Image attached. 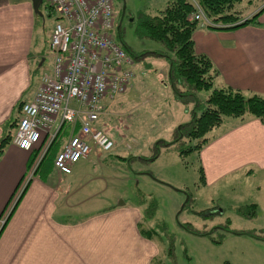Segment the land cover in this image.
Here are the masks:
<instances>
[{
	"label": "crops",
	"instance_id": "1",
	"mask_svg": "<svg viewBox=\"0 0 264 264\" xmlns=\"http://www.w3.org/2000/svg\"><path fill=\"white\" fill-rule=\"evenodd\" d=\"M38 16L32 0H0V264H160V236L145 231L156 225V217L144 222L141 203L122 202L120 194L119 204L79 215L75 208L83 199L75 181L52 166L25 184L33 151L2 142L6 136L13 140L22 104L35 96L43 75L52 70V60L46 64L52 30L45 39ZM194 40L196 51L206 54L218 71L216 87L264 97V10L254 22L233 29L202 25ZM216 128L200 153L203 184L254 171L264 177V120L250 114L228 117Z\"/></svg>",
	"mask_w": 264,
	"mask_h": 264
},
{
	"label": "rangeland",
	"instance_id": "2",
	"mask_svg": "<svg viewBox=\"0 0 264 264\" xmlns=\"http://www.w3.org/2000/svg\"><path fill=\"white\" fill-rule=\"evenodd\" d=\"M166 1L125 0L124 10V0H115V27L119 25L122 41L118 40L128 48L136 75L123 94L105 103L100 123L114 139V149L110 153L93 150L90 159H81L67 175L75 181L77 196L83 199L75 210L82 215L108 208L120 203L116 202L120 194L121 201L129 204H139L141 197H154L164 264H264V177L254 171L206 186L198 153L180 155L176 145L162 147L157 159L146 160L152 156L155 142L159 138L172 139L180 121L190 119L188 109L193 108L191 103L188 105L191 97L185 103L172 88L165 87L169 67L166 59L149 53L164 49L163 44L137 33L139 13H152ZM248 4L243 0L237 10L242 18H249L250 9L259 2L251 7ZM41 9L44 16L39 15L38 20L47 39L55 20L47 14L45 4ZM50 60L53 62L52 55L47 66ZM201 94L206 98V91ZM216 130L209 132L211 139ZM67 139L63 135L60 141L64 144ZM10 141L14 143L11 137ZM92 159L100 163L98 167ZM190 195L191 200L181 210ZM254 202L256 209L251 206Z\"/></svg>",
	"mask_w": 264,
	"mask_h": 264
},
{
	"label": "built area",
	"instance_id": "3",
	"mask_svg": "<svg viewBox=\"0 0 264 264\" xmlns=\"http://www.w3.org/2000/svg\"><path fill=\"white\" fill-rule=\"evenodd\" d=\"M193 1L197 9L192 18L208 26L201 5ZM44 2L55 20L49 45L52 70L43 75L35 96L22 104L13 137L23 150L38 149L25 184L67 130L68 139L54 157L61 174H71L93 150L112 151L114 139L99 127L105 102L123 94L136 75L128 50L117 38L115 0Z\"/></svg>",
	"mask_w": 264,
	"mask_h": 264
},
{
	"label": "trees",
	"instance_id": "4",
	"mask_svg": "<svg viewBox=\"0 0 264 264\" xmlns=\"http://www.w3.org/2000/svg\"><path fill=\"white\" fill-rule=\"evenodd\" d=\"M196 1L201 5L210 21L208 27L214 29H233L254 22L255 18L264 10V6H262L249 18H242V15L237 10L241 7L243 0ZM254 2H259L256 6L264 4V0H248L249 4H254ZM196 9V4L193 0H167L165 5L156 11L152 13L141 11L138 15V35L163 44L164 49L150 51L149 53L164 57L169 64L167 81L164 82L165 87L172 88L176 96L185 103H188L187 99L191 97L188 105L190 103L194 104L191 109V119L176 129L172 139L159 138L154 144L152 156L146 157V160L157 159L161 148L171 145H176L180 155L195 151L201 160L200 153L210 141L209 132L222 124L226 117L244 118L250 114L264 120L263 96L259 94L247 96L240 90L215 86L214 79L218 75L217 69L206 54L198 53L195 48L194 32L202 26L201 21L192 18ZM119 30L117 27V38L122 41ZM126 49L128 50L127 47ZM202 91L207 92L206 98H202V94L201 97L199 96ZM9 138L10 136H6L2 142H8ZM63 138L65 140V137ZM64 144L60 140L56 143L49 155L40 163L39 172L54 166V157ZM37 155L38 149H34L32 152V163ZM140 159L145 160L143 157H140ZM200 173L204 182L205 175L202 164ZM187 194L189 195L190 193ZM190 200L191 195L185 206ZM140 203L144 207L146 205L144 222H150L155 219L158 209L156 199L145 196L141 197ZM251 206L256 209V204ZM156 226L145 227V231L149 235L152 232L153 234L158 233L160 227L158 226L157 229ZM162 231H165V226L162 227ZM160 264L164 263L161 261Z\"/></svg>",
	"mask_w": 264,
	"mask_h": 264
},
{
	"label": "water",
	"instance_id": "5",
	"mask_svg": "<svg viewBox=\"0 0 264 264\" xmlns=\"http://www.w3.org/2000/svg\"><path fill=\"white\" fill-rule=\"evenodd\" d=\"M43 2L44 0H32V3H33V8H34V11L39 14L40 16H44V13L41 9L42 5H43ZM124 3H125V0H124ZM126 8V3H125V6H124V10ZM180 128V127H179ZM189 197V196H187ZM189 200V198L186 199V202ZM185 202V203H186ZM185 203L182 204V207H181V210L184 209V206H185Z\"/></svg>",
	"mask_w": 264,
	"mask_h": 264
},
{
	"label": "flooded vegetation",
	"instance_id": "6",
	"mask_svg": "<svg viewBox=\"0 0 264 264\" xmlns=\"http://www.w3.org/2000/svg\"><path fill=\"white\" fill-rule=\"evenodd\" d=\"M118 29H119V25H118Z\"/></svg>",
	"mask_w": 264,
	"mask_h": 264
}]
</instances>
